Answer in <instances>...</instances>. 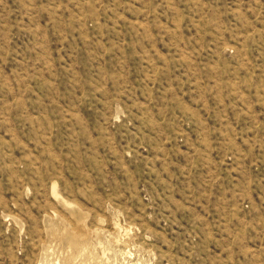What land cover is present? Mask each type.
<instances>
[{
  "label": "rangeland",
  "instance_id": "1",
  "mask_svg": "<svg viewBox=\"0 0 264 264\" xmlns=\"http://www.w3.org/2000/svg\"><path fill=\"white\" fill-rule=\"evenodd\" d=\"M0 264H264V0H0Z\"/></svg>",
  "mask_w": 264,
  "mask_h": 264
}]
</instances>
